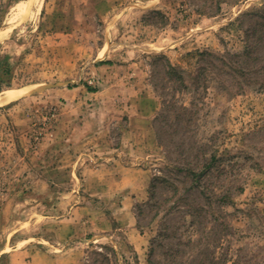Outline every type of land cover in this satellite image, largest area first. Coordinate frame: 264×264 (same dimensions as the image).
Segmentation results:
<instances>
[{"label": "rangeland", "instance_id": "obj_1", "mask_svg": "<svg viewBox=\"0 0 264 264\" xmlns=\"http://www.w3.org/2000/svg\"><path fill=\"white\" fill-rule=\"evenodd\" d=\"M0 98V264H264V0H0Z\"/></svg>", "mask_w": 264, "mask_h": 264}, {"label": "bare ground", "instance_id": "obj_2", "mask_svg": "<svg viewBox=\"0 0 264 264\" xmlns=\"http://www.w3.org/2000/svg\"><path fill=\"white\" fill-rule=\"evenodd\" d=\"M30 3H31V1H30ZM17 4V3H16ZM32 6V5H31ZM22 8H23V6H22ZM26 9H28V8H26ZM26 11V10H25ZM30 11H31V9H30ZM24 13V12H23ZM16 18V17H15ZM17 20V19H16ZM14 22V21H13ZM15 92H16V90H15ZM20 92V91H19ZM18 92V93H19ZM23 92V91H22ZM22 92H20V93H22ZM12 92H10V94H11ZM13 94V93H12ZM15 94V93H14ZM9 95V94H8ZM8 95H7V98H8ZM13 96V95H12ZM11 96V97H12ZM18 96H20V95H18ZM10 97V96H9ZM14 99H15V97H13ZM7 100V99H6ZM3 101V99L1 100V98H0V103ZM1 105V104H0Z\"/></svg>", "mask_w": 264, "mask_h": 264}]
</instances>
